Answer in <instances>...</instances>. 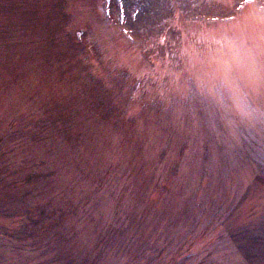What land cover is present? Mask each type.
I'll use <instances>...</instances> for the list:
<instances>
[{"label":"rangeland","instance_id":"rangeland-1","mask_svg":"<svg viewBox=\"0 0 264 264\" xmlns=\"http://www.w3.org/2000/svg\"><path fill=\"white\" fill-rule=\"evenodd\" d=\"M0 264H264V0H0Z\"/></svg>","mask_w":264,"mask_h":264},{"label":"trees","instance_id":"trees-1","mask_svg":"<svg viewBox=\"0 0 264 264\" xmlns=\"http://www.w3.org/2000/svg\"><path fill=\"white\" fill-rule=\"evenodd\" d=\"M93 263V262H92Z\"/></svg>","mask_w":264,"mask_h":264}]
</instances>
